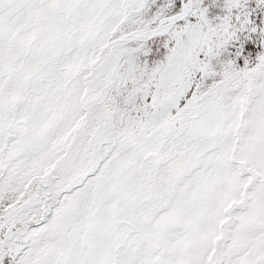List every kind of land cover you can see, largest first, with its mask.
I'll return each mask as SVG.
<instances>
[{
	"label": "snow or ice",
	"instance_id": "obj_1",
	"mask_svg": "<svg viewBox=\"0 0 264 264\" xmlns=\"http://www.w3.org/2000/svg\"><path fill=\"white\" fill-rule=\"evenodd\" d=\"M0 264H264V0H0Z\"/></svg>",
	"mask_w": 264,
	"mask_h": 264
}]
</instances>
